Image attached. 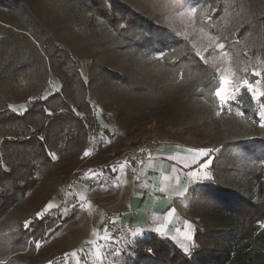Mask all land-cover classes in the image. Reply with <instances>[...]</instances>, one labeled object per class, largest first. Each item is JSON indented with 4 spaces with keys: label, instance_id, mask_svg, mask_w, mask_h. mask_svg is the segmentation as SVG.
<instances>
[{
    "label": "rangeland",
    "instance_id": "374dc122",
    "mask_svg": "<svg viewBox=\"0 0 264 264\" xmlns=\"http://www.w3.org/2000/svg\"><path fill=\"white\" fill-rule=\"evenodd\" d=\"M20 1L16 8L0 6V93L6 99V106H0V110L15 109L13 112L24 114L35 103L59 92L64 71L75 68L86 85L85 99L92 105L99 123L95 129L89 128L85 151L91 154H83L76 169L56 181L48 196L41 199L51 171L75 163L68 156L69 148L75 144V131L65 125L41 134L42 138L48 137L50 154L56 157L52 159L57 164L54 168L31 158L25 148L9 144L20 137L18 127L0 126V149L7 147L15 157L18 153L20 160L34 165L29 170H20L22 183L30 177L36 180L26 199L0 222V261L66 264V252L82 247L91 249L87 241L103 235L107 226L117 240L134 241L132 245H118L124 249L121 253L124 264H148L141 256L147 252L151 235L139 233L133 237L123 214L145 159L165 145L219 149L211 154L212 179L196 183L189 198V215L196 224L193 244L198 247L197 231L215 225L200 206L207 184L215 182L229 187L239 170L264 167L260 151L242 149L245 148L242 143L261 135L264 129L260 127L261 116L255 102L245 96L239 105H233V114L217 116L212 70L207 69L204 74L191 64V60L199 59L195 51L209 57L212 49L204 51L209 34L226 43L242 66L251 70L261 60L253 56L243 41L227 42L224 26L230 25V14L217 7H204L200 0H184L186 6L198 10L194 22L190 17L179 18L175 14L172 19L167 15L160 18L161 13L153 8L155 0H117L140 25L142 22L153 25L152 31L151 27H135L119 15L111 21L101 17L99 11L112 10L108 0ZM209 15L215 27L204 22ZM183 31L187 32L186 37L176 34ZM171 48L176 52H169ZM160 51L167 53L163 61L156 58ZM216 63L217 67L224 66L222 61ZM261 89L264 90V81ZM82 95L78 91V96ZM50 105L59 108L57 102ZM243 107L252 108L254 115H248ZM237 109L244 116H236ZM125 161L131 162L126 170ZM2 163L8 169L5 159ZM113 168L115 172L110 173ZM29 171L32 174L28 175ZM59 176L57 172L55 179ZM80 195L88 202L83 211L74 207ZM49 203L68 211L62 215L54 209L51 215L38 220L36 213ZM25 220L36 224L27 237L22 227ZM112 220L116 221L115 226L110 224ZM31 233L41 243L39 250L32 244L24 245ZM259 237L252 251L242 255L240 264H264V223ZM75 261L76 257H70L67 264Z\"/></svg>",
    "mask_w": 264,
    "mask_h": 264
},
{
    "label": "trees",
    "instance_id": "16d2710c",
    "mask_svg": "<svg viewBox=\"0 0 264 264\" xmlns=\"http://www.w3.org/2000/svg\"><path fill=\"white\" fill-rule=\"evenodd\" d=\"M108 1L112 7L111 12L99 11L104 19L111 21L112 18H116L114 16L119 15L135 27L148 29L151 27L154 31L153 25L145 22L140 25L134 17L130 18L121 2ZM20 2L0 0V6L16 8ZM200 2L204 7H217L220 11L229 13L230 25L224 26L227 29L226 36L229 38L227 42L229 43L231 39L233 43L237 40L243 41L247 49H251L253 56L264 61V0H251L250 3H245L244 0ZM191 61L196 70L206 73L208 68L199 59ZM63 75L64 78L60 81L61 90L46 100L35 103L32 109L24 114L15 113L8 108L0 110V126L14 125L20 129V137L9 144L25 148L31 158L38 159L50 167L55 168L57 164L50 155L48 137L42 138L41 134L44 131L49 133L55 126L65 125H69L75 131L73 139L75 144L68 151V156L76 160L75 163L51 171L50 180L40 199L48 196L51 192L50 187L55 186L56 181L76 169L78 159L86 150L90 129H95L99 123L92 105L85 99L86 85L80 79L77 69L69 68ZM115 77L121 78L119 75ZM78 91L83 95L78 96ZM52 101L57 102L59 108L50 105ZM0 106H6V99L1 93ZM48 110L51 111L50 114L47 113ZM243 111L248 115H254L252 108L243 107ZM36 123L40 125L35 126ZM242 144L245 145V148H242L244 151L252 153L260 151V160H264V129L261 135L259 133L256 138ZM3 150L5 155L2 154ZM14 155L15 153L8 152L7 147L0 149V222L16 204L26 199L29 190L36 184L32 177L22 183L23 176L20 170H29L34 165H29L25 159L20 160L18 153L17 157ZM3 159L8 169L3 165ZM57 172L60 176L55 179ZM30 173L32 174V171H29L28 175ZM201 199V208L215 221V225L197 231L196 238L200 245L192 250V255L186 256L174 244L151 235L147 246L153 251L151 254L143 252L141 260L148 264H240L242 255L249 253L256 246L260 238L261 224L264 223V167L255 169L245 167L239 170L229 187L209 182Z\"/></svg>",
    "mask_w": 264,
    "mask_h": 264
},
{
    "label": "snow or ice",
    "instance_id": "6c2138e0",
    "mask_svg": "<svg viewBox=\"0 0 264 264\" xmlns=\"http://www.w3.org/2000/svg\"><path fill=\"white\" fill-rule=\"evenodd\" d=\"M244 2L250 3L251 0H244ZM153 8L161 13L160 18L167 15L170 19H172L173 15L175 14V16L179 18L190 17L192 18L193 22L197 16L198 11L195 7L186 6L184 4V0H155ZM204 22H208L210 23L211 27H215V24L212 23V17L210 15L204 18ZM200 31L203 32L204 29L201 28ZM176 34L185 37L187 36L186 31L178 32ZM208 40L209 44L207 45V47H205L204 51L206 52L208 48L212 49V52L209 53V57H206L201 51H195V56L199 58V61L202 62L203 65H207L208 69L212 70L211 81L216 82V86L214 87V91L212 93L214 102L216 103L217 107L216 115L220 116L222 114H233V105H239L244 100V97L247 96L250 97V99L254 101L256 106L258 107L261 116L260 127L264 128V90L261 89V81H264V61L257 60V63L253 65L250 70L248 66H242L238 62V60L233 58V54L230 53L229 48L226 47V43L219 42L218 36L209 34ZM238 42L239 41L237 40L234 43ZM192 49L195 50V45L192 46ZM168 51L176 52V49L171 48ZM166 55V52L160 51L159 55L156 58L163 61ZM244 55L247 56V52H245ZM217 61H222L224 66L217 67ZM253 77L255 79H252ZM200 91L203 92L204 89H200ZM12 111L16 110L12 109ZM235 115L242 117L244 116V112L237 109ZM187 151L191 153V158L183 159L178 163L183 169H197L188 172L187 175L193 180H211V174L203 170L208 169L212 164V152H218L219 149L204 147L189 148L187 149ZM90 154L91 153L89 151L84 152L85 156H89ZM50 155H52V159H56L54 154ZM149 159H151L150 156ZM168 159L174 158L168 157ZM201 161L203 162L201 163ZM130 163L131 162L129 161H125L123 164V168L126 170L130 166ZM140 163H143V161L141 160ZM114 172V168L110 169V173ZM93 175H96V173H93ZM100 175L103 176V172H101ZM157 190L166 193V189L164 187H160ZM187 192L188 188L184 187L183 190H176L175 194L179 197H184ZM87 203L88 202L86 198L83 195H80L77 202L74 204V207H77L81 211H83ZM54 209L56 211H61L59 205H53L52 203H49L42 211L36 213V218L38 220H43L46 216L51 215ZM67 211L68 209L65 208L61 211V214H66ZM171 212H175V209H171ZM110 224L115 226L116 221L112 220L110 221ZM22 227L26 230L24 235L27 237L29 236L31 229L36 227V224L31 220H25ZM192 227V224H188V229L191 230ZM155 230L160 235H165L162 226L156 228ZM190 230L183 233V239L192 242L193 235ZM103 232V235H97L96 240L87 241V244L91 246V249H85L82 247L78 251H74L71 253L66 252L64 254L66 264L70 257H76L75 264H124V261L121 258V253L124 251V249L118 247V245H120L121 243L132 245L134 241L117 240L107 226L103 229ZM138 235L139 233L135 231L132 232L133 237H136ZM45 238L46 236L41 237V239ZM30 244L34 245L36 250H39L41 248L40 241L35 240V233H31L30 238L24 241L25 246H29ZM194 247V244L182 245L184 254L186 256H191L192 248ZM152 251V248L147 249V252L149 254H151ZM109 257H111L112 259H109ZM0 264H6V262L0 261ZM49 264H52V262L49 261Z\"/></svg>",
    "mask_w": 264,
    "mask_h": 264
},
{
    "label": "crops",
    "instance_id": "0c3cea01",
    "mask_svg": "<svg viewBox=\"0 0 264 264\" xmlns=\"http://www.w3.org/2000/svg\"><path fill=\"white\" fill-rule=\"evenodd\" d=\"M189 148L165 145L155 150L151 159L147 157L139 172L140 178L133 184V193L123 214V220L129 224L130 230L156 235L174 244L182 252V245L193 244L195 239L196 224L189 215L190 194L196 183L206 180L191 179L187 173L197 169H183L178 163L191 158V153L187 151ZM203 171L209 172V168ZM160 187H164L166 193L158 191ZM184 187L188 188L185 196H177L176 190H183ZM173 208L175 212H171ZM188 224H192L191 230L188 229ZM161 226L165 235H160L155 230ZM189 230L193 235L192 242L183 239V233Z\"/></svg>",
    "mask_w": 264,
    "mask_h": 264
}]
</instances>
